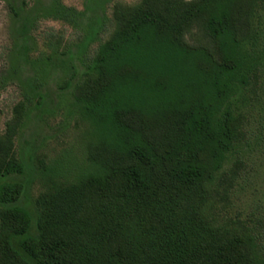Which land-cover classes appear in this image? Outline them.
<instances>
[{
    "label": "trees",
    "instance_id": "trees-1",
    "mask_svg": "<svg viewBox=\"0 0 264 264\" xmlns=\"http://www.w3.org/2000/svg\"><path fill=\"white\" fill-rule=\"evenodd\" d=\"M260 9L264 0H142L120 14L109 41L81 70L72 65L62 86H74L73 110L94 128L93 171L52 183L33 203L24 179L31 160L14 149L25 103L44 101L43 72L31 67V96L0 135V264H264L246 227H217L205 211L242 137L230 105L218 113L255 75L249 54ZM194 25L207 48L186 45ZM159 47L197 59L198 96L167 85L144 112L121 93L138 77L132 61Z\"/></svg>",
    "mask_w": 264,
    "mask_h": 264
},
{
    "label": "rangeland",
    "instance_id": "rangeland-1",
    "mask_svg": "<svg viewBox=\"0 0 264 264\" xmlns=\"http://www.w3.org/2000/svg\"><path fill=\"white\" fill-rule=\"evenodd\" d=\"M141 2L0 0V135L25 103L24 99L31 96L24 83L25 74H32L28 70L31 67L37 72L42 70L45 82L42 105L37 106L33 95L32 102L25 103L27 115L14 141L17 156L31 160L26 161L24 178L25 182H31L27 192L31 203L45 194L52 183L63 185L77 174L93 171L88 154L95 143L94 128L73 110L74 86L68 89L62 86L71 76L69 68L73 65L81 70V61L91 63L99 47L115 33L119 15ZM12 10L19 12L20 17L13 16ZM258 14L259 18L253 20L257 30L255 47L249 54L255 75L247 88L235 87L229 102L218 113L220 116L229 104L242 137L216 175L217 187H211L212 200L205 211L217 227L242 224L264 254V9ZM90 27V39L86 40ZM184 40L188 48H207L196 25ZM181 51L159 47L132 61L138 77L127 81L121 95L125 99L129 95L144 112L147 108L151 110L158 90L168 89L167 85L172 90H183L186 97L196 98L198 71L194 60L197 59L192 56L185 60ZM22 54L26 55L24 59H20Z\"/></svg>",
    "mask_w": 264,
    "mask_h": 264
}]
</instances>
